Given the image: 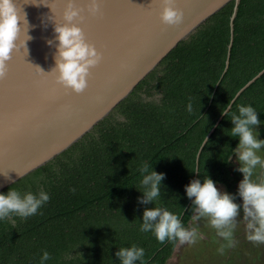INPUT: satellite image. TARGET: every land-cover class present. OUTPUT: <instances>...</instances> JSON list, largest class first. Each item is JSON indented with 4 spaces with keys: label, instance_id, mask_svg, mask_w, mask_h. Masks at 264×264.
I'll return each instance as SVG.
<instances>
[{
    "label": "trees",
    "instance_id": "trees-1",
    "mask_svg": "<svg viewBox=\"0 0 264 264\" xmlns=\"http://www.w3.org/2000/svg\"><path fill=\"white\" fill-rule=\"evenodd\" d=\"M233 8L182 42L80 143L2 192L42 186L50 200L15 227L0 221V264H39L44 251L46 264H119L115 253L133 244L144 249L143 264L168 263L173 243L139 231L145 208L165 207L188 227L191 180L208 177L232 190L228 159L239 139L224 108L235 99L232 112L251 105L264 121V73L236 96L264 70V0H241L227 65ZM144 162L165 174L161 197L149 205L137 202Z\"/></svg>",
    "mask_w": 264,
    "mask_h": 264
},
{
    "label": "water",
    "instance_id": "water-1",
    "mask_svg": "<svg viewBox=\"0 0 264 264\" xmlns=\"http://www.w3.org/2000/svg\"><path fill=\"white\" fill-rule=\"evenodd\" d=\"M71 2L72 23L102 59L80 94L56 82L54 28ZM14 0L20 28L17 49L0 79V193L47 167L107 119L177 47L230 3L231 40L241 0H174L180 25L161 23V0ZM50 5V6H49ZM30 37V39H29ZM264 70L242 87L239 96ZM235 99L233 100V102ZM232 102V103H233Z\"/></svg>",
    "mask_w": 264,
    "mask_h": 264
},
{
    "label": "clouds",
    "instance_id": "clouds-1",
    "mask_svg": "<svg viewBox=\"0 0 264 264\" xmlns=\"http://www.w3.org/2000/svg\"><path fill=\"white\" fill-rule=\"evenodd\" d=\"M161 3V23L169 27L180 25L184 14L175 7L174 0H161ZM88 11L93 15L99 12L97 0H92ZM79 16L80 10L69 2L63 14L66 23L56 25L54 40L48 41L49 46L55 44L56 47L55 67L52 70L58 74L56 82L76 94L87 88L90 69L95 68L102 59L101 54L86 43L82 30L72 23ZM20 22L14 0H0V79L6 76L7 62L11 59L13 50L18 47L16 41L21 31ZM236 107L238 113L232 112V103H229L222 115H230V121L234 125L230 130L231 137L239 139L238 146L232 152L239 165L235 170L243 175L237 193L233 195L222 192L208 177L204 178L203 183L199 179H193L185 186L186 196L191 201L190 224L205 219L216 235L228 242V247L235 246L234 231L241 222L245 225L246 239L249 242L254 245L264 244V179H253L257 167L264 169V157L258 154L264 149V140L258 139L257 131L261 121L251 105L239 104ZM187 109L191 112V103ZM231 159L232 155L228 161ZM138 171L142 177L138 191L142 196L137 198V202L141 205L153 204V201L161 197V182L165 179V174L157 173L147 162ZM196 173L199 174V171ZM237 197L242 200V204L234 202ZM49 200L50 196L42 186L37 192H20L10 188L7 193H0V221L10 222L15 227L16 218L26 220L39 214ZM241 209L243 220L239 221ZM139 231L151 233L158 242H171L175 247L194 244L199 236L197 227H185L181 217L165 207L145 208ZM224 247L225 245H221V253ZM144 255V249L135 244L121 247L115 253L119 264H136L137 261L143 264ZM71 258V254L65 255V259ZM50 259V254L44 251L39 264H46Z\"/></svg>",
    "mask_w": 264,
    "mask_h": 264
},
{
    "label": "rangeland",
    "instance_id": "rangeland-1",
    "mask_svg": "<svg viewBox=\"0 0 264 264\" xmlns=\"http://www.w3.org/2000/svg\"><path fill=\"white\" fill-rule=\"evenodd\" d=\"M258 139L264 140V121H261ZM264 157V149L258 153ZM239 165L236 162L235 155L232 156L230 164L232 190L226 185L217 183L216 186L222 192L235 195L238 190V184L243 179V175L236 171ZM254 180L264 179V169L257 167L255 170ZM242 204V200L237 197L234 201ZM239 221L243 220L241 209ZM195 226L198 230V239L194 244H185L175 247L172 257L167 264H264V244L254 245L246 239L245 225L241 222L234 231L235 246L228 247L227 241L216 235L214 229L207 225L205 219H201L195 224L188 223V227ZM221 245H225L223 253L219 251Z\"/></svg>",
    "mask_w": 264,
    "mask_h": 264
},
{
    "label": "snow or ice",
    "instance_id": "snow-or-ice-1",
    "mask_svg": "<svg viewBox=\"0 0 264 264\" xmlns=\"http://www.w3.org/2000/svg\"><path fill=\"white\" fill-rule=\"evenodd\" d=\"M50 6V5H49Z\"/></svg>",
    "mask_w": 264,
    "mask_h": 264
}]
</instances>
